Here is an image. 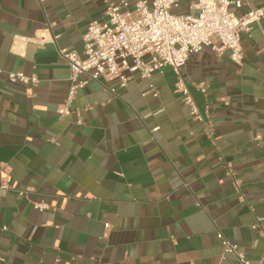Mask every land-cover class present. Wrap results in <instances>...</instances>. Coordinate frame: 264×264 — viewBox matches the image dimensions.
<instances>
[{"label":"crops","instance_id":"obj_1","mask_svg":"<svg viewBox=\"0 0 264 264\" xmlns=\"http://www.w3.org/2000/svg\"><path fill=\"white\" fill-rule=\"evenodd\" d=\"M104 18V0H0V264H240L217 231L264 264V18L240 34V64L204 47L181 68L211 138L169 66L123 87L89 81L58 115L69 69L57 50L81 53L86 24Z\"/></svg>","mask_w":264,"mask_h":264},{"label":"built area","instance_id":"obj_2","mask_svg":"<svg viewBox=\"0 0 264 264\" xmlns=\"http://www.w3.org/2000/svg\"><path fill=\"white\" fill-rule=\"evenodd\" d=\"M105 18L90 20L82 33V52L58 49V54L67 63L69 85L64 102L57 113L64 116L70 113V105L79 88L89 81L117 79L125 86L133 74L150 80L152 73H161L169 66L176 75L174 89L188 107L189 115L197 121L205 136L213 135V124L208 106L200 110L194 101L188 85L181 76V68L191 53L204 47L216 55L228 53L229 58L241 63L242 46L240 34L249 31L254 23L264 18V5L253 7L248 0H191L189 12L176 14L172 9L177 0H104ZM233 5L244 10L237 13L230 10ZM23 37L14 35L12 46L22 47ZM264 50V47H263ZM11 82L35 84V75L26 76L21 72H7ZM197 89L205 92L202 83ZM152 96L157 91L151 82L148 90ZM225 175L237 187L232 167L225 164ZM6 188L7 185H2ZM21 194V192H20ZM34 207L43 209L45 204L35 203ZM108 228V224L104 225ZM222 246V255H232L240 264H251L244 253L220 232H216Z\"/></svg>","mask_w":264,"mask_h":264}]
</instances>
